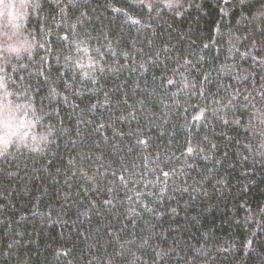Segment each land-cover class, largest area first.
Segmentation results:
<instances>
[{
  "label": "trees",
  "instance_id": "1",
  "mask_svg": "<svg viewBox=\"0 0 264 264\" xmlns=\"http://www.w3.org/2000/svg\"><path fill=\"white\" fill-rule=\"evenodd\" d=\"M0 264H264V0L0 2Z\"/></svg>",
  "mask_w": 264,
  "mask_h": 264
},
{
  "label": "rangeland",
  "instance_id": "2",
  "mask_svg": "<svg viewBox=\"0 0 264 264\" xmlns=\"http://www.w3.org/2000/svg\"><path fill=\"white\" fill-rule=\"evenodd\" d=\"M2 1H7V2H10L11 4H13L14 0H0V2Z\"/></svg>",
  "mask_w": 264,
  "mask_h": 264
}]
</instances>
